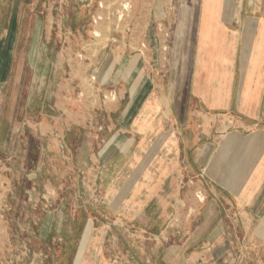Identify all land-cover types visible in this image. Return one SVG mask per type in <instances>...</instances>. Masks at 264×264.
<instances>
[{
	"label": "rangeland",
	"instance_id": "1",
	"mask_svg": "<svg viewBox=\"0 0 264 264\" xmlns=\"http://www.w3.org/2000/svg\"><path fill=\"white\" fill-rule=\"evenodd\" d=\"M225 1L218 20L235 37L264 15V0L260 9L249 0ZM201 4L0 0V264H178L177 248L195 227L208 232L199 218L209 202L222 219L233 263L264 264V211L233 205L225 191L214 196L193 147L187 150L194 145L187 136L199 131L193 96L190 87L174 92L172 84L179 71L189 74L190 46L181 70L174 50L180 21L182 37L196 39ZM129 51L144 66L131 85L142 84L144 93L133 103L125 80L103 75L107 56ZM148 91L163 93L170 104L177 98L180 107L169 104L168 122L143 143L125 111L139 107ZM234 109L210 111L220 114L211 139L195 145L219 142L229 120L244 118ZM162 133L179 137L176 150L160 140ZM167 247H173L168 261Z\"/></svg>",
	"mask_w": 264,
	"mask_h": 264
},
{
	"label": "crops",
	"instance_id": "2",
	"mask_svg": "<svg viewBox=\"0 0 264 264\" xmlns=\"http://www.w3.org/2000/svg\"><path fill=\"white\" fill-rule=\"evenodd\" d=\"M201 1L196 39L192 42L190 38L182 37L184 31L186 32V26L184 21H180L181 27L176 35L174 50L176 69L181 70V54H185V47L190 46L189 74L186 76L182 70L179 71L177 76L175 75L178 79L172 84L174 92L179 89L182 93L183 87L187 89L190 87L189 93L193 96V116L194 121L198 122L194 127H198L199 131L190 134L191 139L187 136L188 141L194 143L188 146L187 150L193 147L194 163L208 173L207 186L214 196L223 195L222 191H225L233 195V205L256 207V213L261 214L264 211V15L247 22L243 28L244 33L238 38L235 37L238 36L237 32L218 20L222 9H226V1ZM237 1L234 0L235 3ZM261 1L249 0V3L260 9L258 6ZM125 45L124 43L122 47ZM131 45L129 42V47ZM106 60L108 61L103 75L108 74L113 83L125 80V84L129 86V92L125 93L128 92L132 100L130 103H133V100L144 93L141 89L142 84L131 87L137 82L144 68L139 54L129 51V54L107 56ZM111 61L112 68L109 66ZM237 74L239 83L236 86ZM184 76L188 81H185ZM120 92L121 89L118 88L116 93L120 95ZM166 98L163 93L159 98L148 91L139 107L133 109V105L129 104L126 109L127 124L132 126L133 134L139 136L141 142L149 141L154 127L162 123L166 125L168 122L170 103ZM169 100L172 102L170 104L172 108L179 109L180 106L176 104L177 98L171 97ZM228 109L239 110L244 118L229 120L230 127L218 136L219 142L208 143L203 148L199 144L195 145L206 136V139H211L208 133L220 114H212L210 111ZM68 114L76 118L75 114ZM160 116L158 121L157 117ZM84 124L90 126L92 122ZM257 126L258 128H255ZM199 128H202V131ZM244 131L248 133L244 134ZM159 136L160 140L168 144V148L176 150L179 137L176 139L174 134L170 133H162ZM172 166L177 169L176 164ZM162 186L164 190L167 189V186ZM160 199L163 203L168 201L165 195ZM204 206L199 221L208 222L209 230L202 233L201 225L195 227L182 247L177 248V255L181 259L178 264H234L230 258L231 248L221 224L222 219L216 214V205L209 202ZM165 250L168 261L173 247H167Z\"/></svg>",
	"mask_w": 264,
	"mask_h": 264
},
{
	"label": "bare ground",
	"instance_id": "3",
	"mask_svg": "<svg viewBox=\"0 0 264 264\" xmlns=\"http://www.w3.org/2000/svg\"><path fill=\"white\" fill-rule=\"evenodd\" d=\"M101 6V5H100ZM124 8H127V3L124 5ZM96 98H97V96H96ZM100 101V100H99ZM79 107V106H78ZM80 108V107H79Z\"/></svg>",
	"mask_w": 264,
	"mask_h": 264
}]
</instances>
